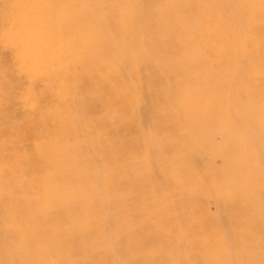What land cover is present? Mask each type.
<instances>
[{"label": "rangeland", "instance_id": "obj_1", "mask_svg": "<svg viewBox=\"0 0 264 264\" xmlns=\"http://www.w3.org/2000/svg\"><path fill=\"white\" fill-rule=\"evenodd\" d=\"M0 264H264V0H0Z\"/></svg>", "mask_w": 264, "mask_h": 264}, {"label": "bare ground", "instance_id": "obj_2", "mask_svg": "<svg viewBox=\"0 0 264 264\" xmlns=\"http://www.w3.org/2000/svg\"><path fill=\"white\" fill-rule=\"evenodd\" d=\"M23 2H24V1H23ZM100 3H101V2H100ZM24 6H25V5H24ZM57 7H58V5H57ZM116 14H117V13H116ZM20 16H21V15H20ZM64 16H65V15H64ZM66 19H67V18H66ZM17 20H18V19H17ZM80 20H81V19H80ZM31 21H32V20H31ZM68 29H69V28H68ZM105 39H106V38H105ZM108 40H109V38H108ZM108 40H107V41H108ZM110 43H111V42H110ZM110 43H108V44H110ZM85 45H86V44H85ZM88 47H89V46H88ZM97 50H98V49H97ZM97 50H96V51H97ZM88 51H89V48H88ZM90 51H92V50H90ZM91 53H92V52H91Z\"/></svg>", "mask_w": 264, "mask_h": 264}]
</instances>
